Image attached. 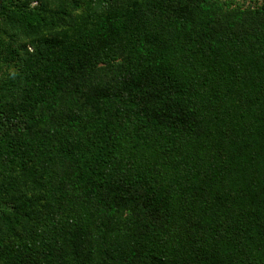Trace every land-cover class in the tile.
Here are the masks:
<instances>
[{"label":"trees","instance_id":"1","mask_svg":"<svg viewBox=\"0 0 264 264\" xmlns=\"http://www.w3.org/2000/svg\"><path fill=\"white\" fill-rule=\"evenodd\" d=\"M0 264H264V0H0Z\"/></svg>","mask_w":264,"mask_h":264}]
</instances>
